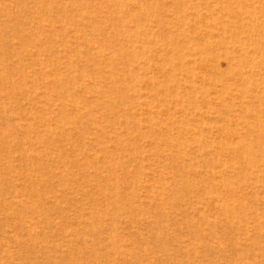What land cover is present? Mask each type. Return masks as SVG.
<instances>
[{
	"label": "rangeland",
	"instance_id": "rangeland-1",
	"mask_svg": "<svg viewBox=\"0 0 264 264\" xmlns=\"http://www.w3.org/2000/svg\"><path fill=\"white\" fill-rule=\"evenodd\" d=\"M0 264H264V0H0Z\"/></svg>",
	"mask_w": 264,
	"mask_h": 264
}]
</instances>
